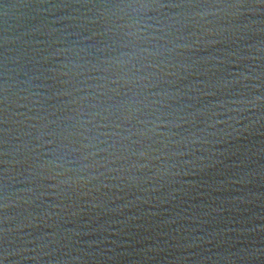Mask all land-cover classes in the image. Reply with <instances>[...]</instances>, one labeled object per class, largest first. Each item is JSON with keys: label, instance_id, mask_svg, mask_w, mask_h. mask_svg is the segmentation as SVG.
I'll use <instances>...</instances> for the list:
<instances>
[{"label": "water", "instance_id": "obj_1", "mask_svg": "<svg viewBox=\"0 0 264 264\" xmlns=\"http://www.w3.org/2000/svg\"><path fill=\"white\" fill-rule=\"evenodd\" d=\"M0 264H264V0H0Z\"/></svg>", "mask_w": 264, "mask_h": 264}]
</instances>
